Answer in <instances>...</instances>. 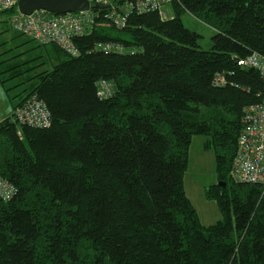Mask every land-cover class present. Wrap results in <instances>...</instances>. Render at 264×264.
Returning a JSON list of instances; mask_svg holds the SVG:
<instances>
[{"label":"trees","instance_id":"trees-1","mask_svg":"<svg viewBox=\"0 0 264 264\" xmlns=\"http://www.w3.org/2000/svg\"><path fill=\"white\" fill-rule=\"evenodd\" d=\"M167 8L165 20L131 14L118 28L94 6L96 24L73 39L77 56L28 39L21 60L0 61L11 108L0 122V175L16 190L0 199V264H264V188L230 176L244 110L264 98L258 71L238 65L264 57V0ZM184 14L214 31L209 50ZM46 47L50 69L38 62ZM102 81L112 84L108 98L98 95ZM32 95L50 112L49 128L13 119ZM194 136L214 153L205 198L221 220L207 227L185 193Z\"/></svg>","mask_w":264,"mask_h":264},{"label":"built area","instance_id":"built-area-1","mask_svg":"<svg viewBox=\"0 0 264 264\" xmlns=\"http://www.w3.org/2000/svg\"><path fill=\"white\" fill-rule=\"evenodd\" d=\"M19 0H0V13L15 9L9 16V28L16 34L32 40L37 45H54L65 54L75 57L79 50L73 39L91 31L94 21V6L105 10L104 18L109 19L118 28H123L131 14H145L156 12L165 20L166 9L171 0H87L90 10L72 12L61 15L38 10L30 15H23L17 9ZM107 50L121 51L118 44H106ZM244 68L258 71L264 82V57L252 54L246 59L238 61ZM225 84L222 76H216L215 86ZM98 95L108 98L112 93V84L102 81ZM13 119L23 126L35 129L49 128L51 125L50 112L45 103L36 95L28 99L13 113ZM242 130L237 142V150L230 170L231 179L237 183L255 184L264 188V98L259 104L248 106L242 118ZM16 190L0 175V199L7 202L14 196Z\"/></svg>","mask_w":264,"mask_h":264},{"label":"rangeland","instance_id":"rangeland-1","mask_svg":"<svg viewBox=\"0 0 264 264\" xmlns=\"http://www.w3.org/2000/svg\"><path fill=\"white\" fill-rule=\"evenodd\" d=\"M165 13L167 17H170V10L168 8ZM8 19L9 15L7 13H0V61L6 58H13L12 61L7 63L13 64L16 60H21L20 56L18 57L19 53L27 49L23 45H18L28 41V39L14 33L9 28ZM182 21L185 27L202 36L198 42L199 46L203 50H209L211 48V37L214 35V31L192 18L189 14H184ZM32 45L35 44L33 43ZM40 53L42 57L38 62L44 63L43 69H50L55 63V60L51 57L50 48H43L42 51L40 50ZM2 66H0V71L4 70ZM4 78V75L0 74V79ZM21 80V78H17L6 82L5 85L6 87H11ZM23 89L24 87L21 85V87L13 89L9 94L16 95ZM4 95L2 85L0 84V122L9 116V105ZM205 143L206 137L204 136H194L191 140L188 152V166L184 176V186L186 196L196 210L201 224L207 227L220 221L221 215L216 203L205 198V190L216 184L214 153L211 150L204 149Z\"/></svg>","mask_w":264,"mask_h":264},{"label":"water","instance_id":"water-1","mask_svg":"<svg viewBox=\"0 0 264 264\" xmlns=\"http://www.w3.org/2000/svg\"><path fill=\"white\" fill-rule=\"evenodd\" d=\"M90 8L87 0H19L17 3V9L23 15H30L38 10L61 15L88 11Z\"/></svg>","mask_w":264,"mask_h":264},{"label":"crops","instance_id":"crops-1","mask_svg":"<svg viewBox=\"0 0 264 264\" xmlns=\"http://www.w3.org/2000/svg\"><path fill=\"white\" fill-rule=\"evenodd\" d=\"M8 105H9V104H8ZM10 113H11V108H10V105H9V116H10ZM9 116H8V117H9Z\"/></svg>","mask_w":264,"mask_h":264},{"label":"bare ground","instance_id":"bare-ground-1","mask_svg":"<svg viewBox=\"0 0 264 264\" xmlns=\"http://www.w3.org/2000/svg\"><path fill=\"white\" fill-rule=\"evenodd\" d=\"M46 106V105H45ZM47 108V107H46ZM48 110V109H47Z\"/></svg>","mask_w":264,"mask_h":264}]
</instances>
